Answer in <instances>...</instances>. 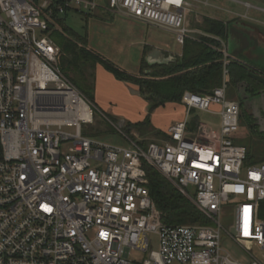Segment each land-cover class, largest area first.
Wrapping results in <instances>:
<instances>
[{
    "label": "built area",
    "instance_id": "built-area-1",
    "mask_svg": "<svg viewBox=\"0 0 264 264\" xmlns=\"http://www.w3.org/2000/svg\"><path fill=\"white\" fill-rule=\"evenodd\" d=\"M192 6L189 0H0V264H263L251 251L264 249V163L244 169L246 149L233 140L240 106L227 98L232 57L225 42L210 35L220 43L209 46L222 55L221 84L207 94L185 91L183 118L144 148L120 128L128 146L85 135L82 124L92 123L98 108L61 71L59 49L47 36L66 11L101 7L167 30L183 44L197 33L187 21ZM192 111L218 116V126L199 119L192 128ZM145 164L209 223L164 224ZM226 203L229 227L221 223ZM223 236L251 260L232 257ZM132 250L143 259L130 258Z\"/></svg>",
    "mask_w": 264,
    "mask_h": 264
},
{
    "label": "rangeland",
    "instance_id": "rangeland-1",
    "mask_svg": "<svg viewBox=\"0 0 264 264\" xmlns=\"http://www.w3.org/2000/svg\"><path fill=\"white\" fill-rule=\"evenodd\" d=\"M97 1L101 2V0ZM209 2L214 3V7L217 8L210 9L209 6H204L196 1H194L193 4L198 5L201 8L200 11H214V15L217 14L220 18L226 20L232 19L231 22L246 25L247 27L252 26L264 35V0H209ZM95 10L96 9L89 11L90 14L88 16H86L85 12H79L73 9L68 10L63 15L64 23L69 26L76 35L82 36L83 38L85 37L87 44L108 58L112 65L127 73L139 74V62L142 56L141 48L143 46L140 42H146L149 40L148 38H156L161 41L162 44L179 50L180 44L175 41L174 35L167 31L136 22L133 23L120 16L107 15L104 14L105 12H102V10L97 14ZM191 12L189 24L193 28H200L201 25L197 23L200 22L201 19L197 21L194 10L192 9ZM231 29L230 31L233 32ZM239 35L238 40L240 39L241 48H243L246 43L248 44V41L251 44H249L250 46H254L253 49L245 51L243 54L244 56L254 59L256 55L259 57L261 55L264 56V47L257 45L254 34L249 37L247 36V41H245V38H240ZM47 36L59 49L58 65L61 69V67H63L62 64H64L65 60L69 57L67 52L59 46V44L63 43L64 38L60 34V29L58 28L49 31ZM255 36H258L264 43V39L260 34ZM236 52H229V54L233 56L232 54H236ZM88 62L91 64V61ZM88 70L86 66L85 69L81 68L80 71L75 70L73 73L68 71L67 76L73 80L75 86L83 95L87 98H93L94 78L89 74ZM130 87L129 85L127 86V96L125 95L115 99V105H113L115 106V112L113 114L109 115L106 111L100 110L98 107L100 111L96 108L93 109V122L82 124V130L86 136L95 137L112 145L128 146L129 143L120 132V128L137 143L141 144L144 142L142 147L146 148L149 142L156 140V133L164 130L168 121L175 118L178 114V106H170L165 110L161 108L158 109V107L151 109L149 103L143 96L129 93ZM227 98L237 100V94L232 87L227 88ZM116 111L119 113L116 114ZM101 112L104 113L109 120L102 117ZM191 117L190 126L192 128L195 127L194 124L199 119L203 122H213L218 119L217 117L210 116L201 111H192ZM120 118H123L125 124L119 122ZM63 130L69 133L73 132L72 127L65 126ZM136 135H138V137H136ZM233 140L235 144L244 146L246 149L244 169L248 166L264 163V135L251 131L246 126V119L242 117L241 114L239 117V128L233 134ZM228 204L229 203H226L222 206L221 223L224 227H229L232 223V214ZM261 204L262 208H264V202ZM260 217H264V212L261 213ZM149 238L152 241L153 249H157V235L151 233L149 234ZM221 246L232 257L243 263H248L251 260L250 255L228 236H223L221 238ZM251 254L264 264V249L253 246ZM143 257V252L136 250L131 251L130 258L141 261ZM172 264L180 263L173 262Z\"/></svg>",
    "mask_w": 264,
    "mask_h": 264
},
{
    "label": "trees",
    "instance_id": "trees-1",
    "mask_svg": "<svg viewBox=\"0 0 264 264\" xmlns=\"http://www.w3.org/2000/svg\"><path fill=\"white\" fill-rule=\"evenodd\" d=\"M85 14L88 16L90 13L86 12ZM56 23L59 26L60 34L64 38L63 43L59 44V46L69 55L64 64H62L63 67H61V71L66 76L68 71L73 73L75 70L85 69L86 66L89 68L95 63H101L116 79L137 86L140 95L147 100L151 109L160 107L168 102L180 103L181 96L185 91L198 94L210 92L215 87L214 77L217 79V85L221 83L222 55L206 45H198L196 53L193 55L189 56L185 53L183 57H177L174 61L167 64L149 66L142 58L139 74L135 75L121 70L92 50L90 51L87 47L86 38L76 35L69 26L65 25L63 16L57 18ZM201 27L210 35L226 40L227 25L223 21L204 17ZM208 40L215 46H220L218 41ZM88 61H91V64ZM247 72L248 67L246 64L232 59L229 64L228 87L235 88L241 81L248 79ZM67 77L73 82L69 76ZM249 81L251 80L249 79ZM89 99L93 102V98L90 97ZM246 126L250 130L252 129L249 124ZM156 134L157 138L166 137V132L164 131H158ZM144 168L148 179L147 188L149 194L156 208L160 211L161 220L164 224L191 225L209 223L196 205L183 195L169 179L150 165L145 164Z\"/></svg>",
    "mask_w": 264,
    "mask_h": 264
},
{
    "label": "crops",
    "instance_id": "crops-1",
    "mask_svg": "<svg viewBox=\"0 0 264 264\" xmlns=\"http://www.w3.org/2000/svg\"><path fill=\"white\" fill-rule=\"evenodd\" d=\"M189 1L192 4H193L194 1H196L197 3L202 4L204 6H209L210 9L217 8V7H214V3H210L209 0H193V2H192V0H189ZM205 2H207V4H205ZM95 9H96L95 12H97V14L100 12V10H102V12H105L104 14H107V15L120 16V17L126 18L128 21L133 22V23L136 22V23L143 24V25H146V26H151L153 28H158V27L149 25L147 23H144L142 21L131 19V18H128V17L120 15V14L112 13L109 10H106L104 8H101V7H98V8H95ZM192 9L194 10V15L196 17V20L198 21L199 19H201V21L197 23L198 25H202V21H203L204 17H209V18H212V19L221 20L224 23H226V25H227V36H226V40H223V41L225 42V44L227 46L228 45V40L227 39H228V36H229L231 38V41L233 42L232 43V45H233L232 52L235 53L237 51L236 54H232L233 56L230 55L232 57V59L239 60L240 62L246 64L248 67L252 68L250 70H252L254 73H258V74H262V75L264 74V56L261 55L259 57L258 55H256L255 59L251 58V60L254 59L253 61L246 60L244 58V55H243L245 53V50L249 51L250 49H253L254 46H250L251 44L248 41V44L246 43V45H244L243 48H241V46H240L241 42H239L240 39L238 40V35L239 34H240L239 35L240 38H245V41H247V39H246L247 36L249 37V36H252L254 34V38L256 40L257 45L258 46L261 45L262 47H264L263 41L261 39H259L258 36L257 37L255 36L257 34L258 35L260 34L262 36V38L264 39V35L261 32H259L256 28H254L252 26L247 27L246 25L238 24L236 22H231L232 19L231 20L230 19L226 20V19L220 18V17H218L217 14L214 15V13H215L214 11H211V12L200 11L201 8L198 5L193 4ZM92 10H94V9H92ZM191 13L187 17L188 23L191 20ZM190 27H191V25H190ZM191 28L197 31V33H193V35L195 36V39H187V40H185V42L183 44H180L179 50H176V48L175 49L174 48H170L166 44H162V42L159 41L156 38L155 39L154 38H152V39L148 38L149 40H147L146 42L145 41L140 42V43H142L143 46L141 48L142 56H141V59H140V62H139V70H140V64H141L142 58H145L147 53L153 48H156V49H159L160 51H162V53L165 55V57H169L170 58V61L171 60L174 61L177 57H180V58L183 57V55L185 53H187V55H189V56L193 55L194 53H196V47L198 45H206L209 48H211L209 45L212 44V43L209 42L208 39H211V40H214V39L210 36V34L208 32H206L202 27L197 28V29L193 28V27H191ZM158 29H161V28H158ZM230 29L233 32H231ZM161 30H164V29H161ZM164 31H167V30H164ZM167 32H169V31H167ZM169 33H171V32H169ZM87 47L90 50H92L93 52H95L97 55H99L101 58H103L104 60L109 61L108 58H106L105 56H103L98 51L94 50L93 48H91L88 44H87ZM227 51H228V46H227ZM228 53H229V51H228ZM88 69H89L88 70L89 74L94 78L93 79V85H94L93 86V91H94V93H93V95H94L93 96V100L94 101L93 102L95 103L96 107H98L100 110L106 111L107 114L110 115V114H113L115 112V106H113V105H115V99H117V97H121V96H125V95L127 96L126 90H127V86L128 85L131 86L130 89H129L130 90L129 93H131L132 95H137V90H138L137 86L116 79L114 77V75L112 73H110L108 70H106L101 63H95L94 65H92V67H89ZM228 81H229V76H228ZM213 82H214V86L215 87L219 86V85L216 84L217 83V79L215 77H214ZM221 82H222V76H221ZM211 90H210V92H211ZM210 92H208V93H210ZM205 94H207V93H205ZM170 106H173V107H177L178 106L179 112L175 116V118H172V119H170L168 121V124H166V126H165L166 128H164V130H161V131H164V132H166L167 128L171 124L181 120L183 118L184 112H185V105L182 102V96H181V99H180V103L168 102V103H165L164 105L158 107V109L161 108V109L165 110V109H167ZM116 112H117L116 114L119 113L118 111H116ZM210 116H212V115H210ZM213 117H217L218 118L217 121L216 120H214L213 122L212 121H210V122L208 121V123H211L214 126H218L219 117L216 116V115H214ZM119 122L121 124H125L123 122V118H120ZM161 138H163V137H161ZM161 138H156V140L157 139H161Z\"/></svg>",
    "mask_w": 264,
    "mask_h": 264
},
{
    "label": "flooded vegetation",
    "instance_id": "flooded-vegetation-1",
    "mask_svg": "<svg viewBox=\"0 0 264 264\" xmlns=\"http://www.w3.org/2000/svg\"><path fill=\"white\" fill-rule=\"evenodd\" d=\"M250 69H252V68L248 67V72H247V78L248 79L241 81L238 85L235 86V88H233V90L237 94V101H238L239 106H240V113H241V116L243 115L242 117H244L246 119V125L249 124L252 127L251 130L258 133V129L260 127L262 129H264V110L261 111L259 114L254 115L252 110H250L248 108H245V109L243 108L244 102L248 101V97H249V100H258V103L262 104V107L264 108V101L262 99H260L261 94L259 92V91L263 90V95H264V88L260 84H258V85L255 84V82L248 77V73L253 72ZM249 79L251 81H249ZM239 95L246 96V99L239 100V98H238ZM260 134L264 135V133H260Z\"/></svg>",
    "mask_w": 264,
    "mask_h": 264
},
{
    "label": "water",
    "instance_id": "water-1",
    "mask_svg": "<svg viewBox=\"0 0 264 264\" xmlns=\"http://www.w3.org/2000/svg\"><path fill=\"white\" fill-rule=\"evenodd\" d=\"M228 51L231 53L232 52V48H233V45H232V41H231V38L228 36ZM238 46V45H237ZM245 50V49H244ZM247 51V50H245ZM244 58L246 60H249V61H253L251 60V58L249 57H245ZM145 62L151 66V65H154V64H167L170 61V58L169 57H165V55L162 53V51H160L159 49H156V48H153L151 49L147 55L145 56L144 58ZM256 61V60H255ZM248 77L250 79H252L255 84H260L263 86L264 88V77L262 74H258V73H253V72H249L248 73ZM260 92V99H262L264 101V95H263V90L259 91ZM137 94L140 95L139 91L137 90ZM239 100H244L246 99V96H242V95H239L238 96ZM244 109L245 108H248L250 110H252V112L255 114H259L261 111L264 110V108L262 107V104H259L258 103V100H249V97H248V101H245L244 102ZM258 124V123H257ZM258 132L259 133H264V129H262L261 127L258 129Z\"/></svg>",
    "mask_w": 264,
    "mask_h": 264
}]
</instances>
